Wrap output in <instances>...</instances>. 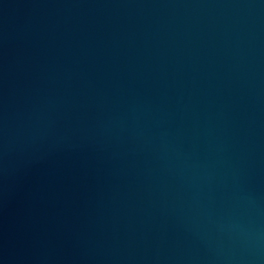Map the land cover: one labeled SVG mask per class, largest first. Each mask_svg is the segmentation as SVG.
Instances as JSON below:
<instances>
[{"label":"water","instance_id":"1","mask_svg":"<svg viewBox=\"0 0 264 264\" xmlns=\"http://www.w3.org/2000/svg\"><path fill=\"white\" fill-rule=\"evenodd\" d=\"M0 264H264V0H0Z\"/></svg>","mask_w":264,"mask_h":264}]
</instances>
